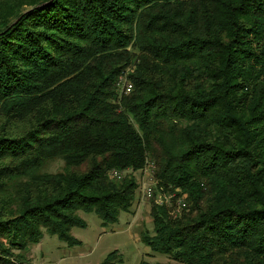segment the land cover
Here are the masks:
<instances>
[{"label":"trees","instance_id":"1","mask_svg":"<svg viewBox=\"0 0 264 264\" xmlns=\"http://www.w3.org/2000/svg\"><path fill=\"white\" fill-rule=\"evenodd\" d=\"M149 165L169 262L138 264H264V0H0V264L116 222Z\"/></svg>","mask_w":264,"mask_h":264},{"label":"rangeland","instance_id":"2","mask_svg":"<svg viewBox=\"0 0 264 264\" xmlns=\"http://www.w3.org/2000/svg\"><path fill=\"white\" fill-rule=\"evenodd\" d=\"M63 166L60 158L48 162L43 171L59 172ZM139 188L130 212H121L114 223L106 225L93 213L78 212L86 226L74 227L71 235L81 242L79 246L68 247L55 236L43 233L38 244L30 247L18 264H99L112 251H118L121 262L117 264H138L141 261L167 263L166 256L151 253L140 241L142 232H152L149 215L150 201L143 194L148 177L147 172L133 173Z\"/></svg>","mask_w":264,"mask_h":264},{"label":"built area","instance_id":"3","mask_svg":"<svg viewBox=\"0 0 264 264\" xmlns=\"http://www.w3.org/2000/svg\"><path fill=\"white\" fill-rule=\"evenodd\" d=\"M126 85V86H125ZM124 90H125V94H128L130 91H131V85L130 84H124ZM153 169H154V167L152 166V165H149L143 172H147V174H148V177H147V179H146V183H145V185H144V187H143V191H144V196H145V198H150L151 197V195H152V190H151V186L153 185V178H152V175H153ZM110 175L112 176V177H114V178H116V179H120V177H121V174L119 173V172H117V171H114V170H112L111 172H110ZM167 199L166 198H163V197H159L158 199H157V203L158 204H162L163 203V201H166ZM178 205H179V207H184L185 206V203H183V202H180L179 201V203H178ZM179 209V208H178Z\"/></svg>","mask_w":264,"mask_h":264}]
</instances>
